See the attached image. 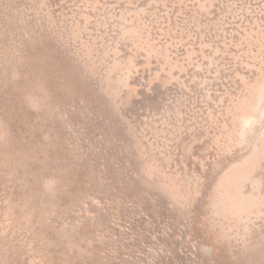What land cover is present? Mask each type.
Returning a JSON list of instances; mask_svg holds the SVG:
<instances>
[{
	"label": "rangeland",
	"instance_id": "374dc122",
	"mask_svg": "<svg viewBox=\"0 0 264 264\" xmlns=\"http://www.w3.org/2000/svg\"><path fill=\"white\" fill-rule=\"evenodd\" d=\"M0 264H264V0H0Z\"/></svg>",
	"mask_w": 264,
	"mask_h": 264
}]
</instances>
